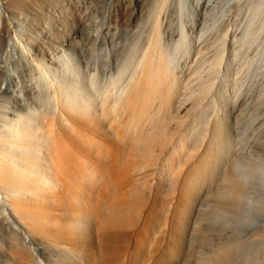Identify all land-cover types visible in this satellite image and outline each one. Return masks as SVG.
I'll return each instance as SVG.
<instances>
[{"label": "rangeland", "instance_id": "374dc122", "mask_svg": "<svg viewBox=\"0 0 264 264\" xmlns=\"http://www.w3.org/2000/svg\"><path fill=\"white\" fill-rule=\"evenodd\" d=\"M1 1L0 131L33 108L49 115L54 92L61 103L46 118L68 185L40 198L28 175L19 200L48 212L32 241L43 262L264 264V10L250 22L254 0ZM25 159L52 176L46 155ZM14 214L0 212L6 264L28 256L17 226L33 239Z\"/></svg>", "mask_w": 264, "mask_h": 264}, {"label": "bare ground", "instance_id": "6f19581e", "mask_svg": "<svg viewBox=\"0 0 264 264\" xmlns=\"http://www.w3.org/2000/svg\"><path fill=\"white\" fill-rule=\"evenodd\" d=\"M10 5V3H8ZM7 4L4 1L0 0V24L2 25V9H7ZM252 7V14L253 17H251L250 22L254 20V17L258 14H260L264 10V0H254V2L251 5ZM158 23H155V29H154V35L158 36L159 28ZM227 36V33H225L224 37ZM4 37H0V48L5 47V39ZM185 38V34L183 36ZM24 51V46H22ZM221 59V56H219V60ZM67 67V66H66ZM47 67L44 66V70L47 71ZM13 78H15L14 72L6 73L5 74V88L7 91L14 92V90H11V85ZM53 83H56V85H61V81L59 78H55L53 80ZM52 100L54 102L53 110L49 113V115H58L62 114L61 111V103L58 97L57 92H54V95L52 96ZM122 100V90L120 92H117L114 100H113V107L115 110H117L118 105L120 104ZM82 104L84 106H88L90 104L89 99H82ZM64 104H67L70 111H72L75 107V100H71V96H69L67 93L64 95ZM46 112H43L42 110H37L36 108H33L32 111H30L27 115H25V119L21 120V115H17V119L13 120L10 119L8 122L11 124L8 126L6 121H3L2 123V129L3 131H0V203H1V213L6 216L4 220L8 221L7 214L11 213L13 215L14 212H16L18 215H22L23 218L25 217L27 222L26 224L30 227L29 232L31 233V236H33V239L28 235V231H25L24 229L22 232L19 231V227L17 226L16 230L19 233H16L21 243L17 246L20 248L21 251H26L28 253L27 258H21L19 264H45L43 262L44 257V251L41 250L40 247L33 245L32 241L34 240V236L38 233L37 231V224L41 222L44 226L49 227L47 223V216L48 212L46 209L42 208L40 205H38L37 210L38 213L34 212H26L23 210V208L19 205V200L27 196V189L26 185L29 184L28 181H26V177L28 175L37 176L32 177L34 180L38 183V189L36 190V197L41 195L40 190L41 186H46L48 190H51L53 188V185H57V188L61 192L64 187H67L68 183H64L63 179V172L69 171V164L65 160L64 157V151L60 150L61 142H60V134L55 129V118L51 117L47 119L46 117L49 116ZM35 117V118H34ZM50 117V116H49ZM33 118V119H31ZM8 119V118H7ZM36 119V120H35ZM8 129V131H6ZM6 133L8 134V137L6 136ZM27 135V137H25ZM32 144L34 145V148H32ZM50 150L47 154L46 151ZM33 155L35 159H40L42 156H47L48 161L46 163H42L45 167H51L53 169L52 176L50 175L49 178L45 176V173L42 172L41 168L37 166L36 164L30 163L27 159ZM20 156L24 157L23 163L17 159V157ZM42 160V159H40ZM44 160V159H43ZM9 163L11 166V174L14 178L12 179H6V174L3 171V164ZM52 163V164H48ZM17 176L20 179V181H17ZM30 193H33L30 192ZM35 194V192L33 193ZM61 195V194H60ZM43 197V196H42ZM39 198V199H40ZM60 206L62 203L61 196L57 197L55 200ZM41 202V201H39ZM40 210H42L43 214H39ZM9 212V213H8ZM42 215L43 221L40 220V216ZM3 216V215H2ZM54 228V227H53ZM50 230L52 228H49ZM27 230V229H26ZM54 230V229H53ZM59 231V230H58ZM53 233V232H52ZM59 235V234H58ZM59 238V237H58ZM59 244L62 245V243L59 242ZM50 246H53L57 251L61 248L60 246H56L54 244H49ZM66 256V255H64ZM74 257V256H73ZM60 261L59 258L55 260V262ZM53 264H56V263ZM6 262H3V260H0V264H6ZM9 264V263H8ZM49 264V263H46Z\"/></svg>", "mask_w": 264, "mask_h": 264}]
</instances>
